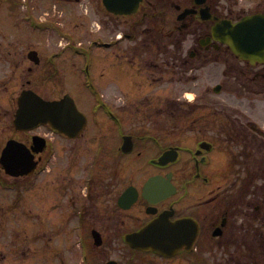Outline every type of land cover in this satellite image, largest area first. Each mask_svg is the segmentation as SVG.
Instances as JSON below:
<instances>
[{
	"label": "flooded vegetation",
	"instance_id": "af4514ba",
	"mask_svg": "<svg viewBox=\"0 0 264 264\" xmlns=\"http://www.w3.org/2000/svg\"><path fill=\"white\" fill-rule=\"evenodd\" d=\"M4 6L39 39L0 60L24 67L41 86L55 82L60 94L53 99L74 92L62 85L63 67L73 63L92 120L66 134L48 125L19 131L11 118L0 153L11 139L42 152L30 176L8 174L0 163V264L264 258V118L247 120L236 107L224 118L168 115L172 69L227 56L230 91L243 89L250 110L264 102V0H0ZM219 24H260L251 31L261 33V45L247 52L260 59L237 55L223 42L232 40L230 30ZM98 50L111 52L97 60L91 52ZM154 110L165 115H150ZM34 135L45 140L34 145ZM166 151L177 158L159 164ZM151 177L174 188L157 204L142 192ZM160 214L175 225L170 255L139 247L140 230Z\"/></svg>",
	"mask_w": 264,
	"mask_h": 264
},
{
	"label": "rangeland",
	"instance_id": "374dc122",
	"mask_svg": "<svg viewBox=\"0 0 264 264\" xmlns=\"http://www.w3.org/2000/svg\"><path fill=\"white\" fill-rule=\"evenodd\" d=\"M21 12L23 15V11ZM17 17L20 18V16H17L16 12H10L7 6L0 8V57L4 54H8V52L20 54L26 52L30 46L36 47L35 44L36 40L39 39V34H34V38L31 32L22 26L23 24H17ZM110 52V50H98L91 53L95 59L102 60L103 55ZM230 61V57L227 56V58L221 57L218 64H211V61H209L204 67L198 69L194 68L192 70L187 69L186 71H179L173 68L170 92L171 108L170 114L168 115L172 118H212L214 116L224 118L231 115L230 110L236 107L240 110L238 113L246 117L247 120H250L251 117L264 118V102H261L256 109L250 110L247 108L249 99L243 97L246 95L243 89H241L239 93L230 91L229 72L227 70L231 65ZM18 63L19 61L16 62V64ZM22 68L24 69L22 66L15 67L14 62H10L9 60H0V141L8 134V130L4 129L14 116V112L17 108V99L22 90L32 89L45 99H53L60 94L56 90L57 87L55 82H45L44 85L41 86V83L36 80V75H28ZM63 71L64 80H62V85H66L69 90L74 91L73 93L69 92V94L75 100L78 109L91 121L92 117L88 98L79 88V84H77L79 81L73 63L71 65L66 64V66L63 67ZM94 80L95 83H97V76H94ZM28 81L30 84L27 83ZM217 84L221 85L219 94L213 91L214 86ZM46 85H48V87H46ZM102 90L105 92L108 91L104 87H102ZM237 97H241L243 103H237L238 105H235L234 101ZM214 106H216V109ZM164 111L166 110L164 109ZM164 111L158 114L154 110L150 115L164 116ZM137 115L147 116L148 114L141 111ZM43 132L50 137V132L48 130L44 129L42 130V133ZM32 180H35V178H32ZM29 207L34 210V198L31 200V205H29ZM257 263L264 264V258L258 257ZM241 264H243V262Z\"/></svg>",
	"mask_w": 264,
	"mask_h": 264
},
{
	"label": "water",
	"instance_id": "95a60500",
	"mask_svg": "<svg viewBox=\"0 0 264 264\" xmlns=\"http://www.w3.org/2000/svg\"><path fill=\"white\" fill-rule=\"evenodd\" d=\"M245 21V20H244ZM223 26L232 29L231 36L233 37L234 44L237 45V53L241 54L242 57H246L244 52L247 48L257 47L259 43L255 40L260 34H255L252 29L257 27L259 24H222ZM215 31V29H214ZM228 42V41H227ZM231 43L232 42H228ZM234 47V46H233ZM219 90V86L215 88V91ZM69 117L83 118L84 116L77 110L73 100L68 96H64L61 101H46L37 96L31 90L23 91L18 98V109L15 114L14 124L17 128H23L26 130L32 129L39 124L49 123L51 126L69 125ZM80 127L84 124L83 121H76ZM39 139L34 137V140ZM17 143L13 140L9 141L2 152L1 162L5 165L7 171L12 175H20L26 172H15L9 171L7 165H13L22 167V163L18 155L26 156L28 172L31 173L35 167L33 162V156L25 146H15ZM18 152H16V151ZM166 155L160 159V163L164 161ZM25 164V162H24ZM159 177L150 179L146 185L145 190L148 191L146 196L148 198L160 199L162 192L160 188ZM159 223H152L146 229L141 232V246H147L148 239H154L152 245L160 244L165 242L166 235L169 234L168 229L162 227Z\"/></svg>",
	"mask_w": 264,
	"mask_h": 264
}]
</instances>
